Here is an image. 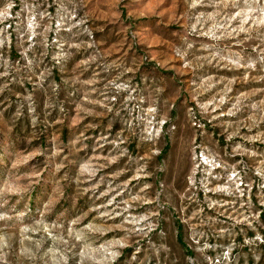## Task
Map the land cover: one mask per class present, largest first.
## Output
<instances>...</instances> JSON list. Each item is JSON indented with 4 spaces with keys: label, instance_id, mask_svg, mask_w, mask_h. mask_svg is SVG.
<instances>
[{
    "label": "clouds",
    "instance_id": "1",
    "mask_svg": "<svg viewBox=\"0 0 264 264\" xmlns=\"http://www.w3.org/2000/svg\"><path fill=\"white\" fill-rule=\"evenodd\" d=\"M20 4V11L14 15L12 9L16 7V0H2L0 6V96L8 92L9 97L15 94L26 102L27 114L35 127L38 117L32 93L26 96L15 93L10 85L23 83L25 78L31 80L43 62L42 57L47 55L48 33L65 30L71 33L73 42L67 51L60 46L59 51L52 55V60L64 66L66 60L80 52L85 59L78 62L79 71H89L91 75L81 79L76 74L74 81L69 82L65 90L68 104L67 107L61 105L60 112L68 116L70 125H80L90 119L92 124L89 127L103 128L106 126L103 121L106 120L112 128L120 125L123 133L119 137L101 141L113 148L102 159L78 155L79 150L87 147L84 144L87 137L83 135L75 143L70 137L69 145L57 144L45 162L49 177L40 183L42 169L38 166L32 165L35 171L27 172L19 168V164L27 163L28 158L21 161L12 154L7 157L8 163L4 162V153L7 151L4 145L8 144V148H11L5 129L25 115L24 103L18 105L10 120H6L3 112H0V165H3V172L0 173V208L10 198H31L37 183L41 187V191L36 194V208L40 215L60 204L66 198L65 180L68 184L73 182V177L60 175L65 167L62 158L64 149L73 155L75 180L78 183L95 182L94 187L107 184V190L102 195L109 197L108 204L103 206L104 210L93 209L97 215L87 223L83 222L86 214L79 213L68 222L67 227L58 224L56 234L51 236L54 242L51 248L44 247L48 234L44 233L42 226L0 227V264H69L70 257L76 259V264H115L123 255L120 249L138 245L141 239H151L153 233L157 237L166 234L170 221L174 220L170 209L176 205L174 193L164 185L169 174L173 173V182L187 178L191 180L193 188L199 183L205 192L218 194L220 200L227 198L225 204L236 208L228 220L248 227L256 224L259 215L251 207V197L253 187H258L259 203L264 205V151L256 148L257 143L264 144V133L243 137L253 145L252 148L239 145L236 148L237 153L249 157L251 162L242 159L232 164L230 161L234 153L209 143L206 136L199 145L193 143L192 137L200 131V125L192 128L190 122L185 120L179 132L183 137V149L178 151L177 127L171 111L174 108L178 113L186 111L188 104L181 103L179 107L174 104L172 97L178 96L183 90L174 85L173 76L164 73L172 70L178 75V70L172 67L175 63L191 74L193 84L188 90L189 99L207 117L214 114L216 119L224 115L235 117L236 120L243 117L240 126H248L250 131L258 123L264 122V0H130L129 3H125V0H20ZM53 5L56 6L54 14L49 11ZM124 10L131 14L130 19L133 21L141 19L151 22L156 19L157 29L173 12L182 11L185 21L183 39L177 36L169 48L163 43L165 29H160V46L144 49L143 61L135 47L131 49V56H107L99 51L94 40L80 39L83 36L91 38L98 16L110 21L114 12H120V24L123 26ZM89 21L93 22L91 26ZM128 27L131 34V25ZM137 27L147 28L148 35H153L151 23ZM13 33L19 38L18 42L13 41ZM135 39L133 36V43ZM16 45L20 60H13L11 56ZM41 48L44 51L37 55ZM153 53H156L154 60ZM221 68L230 70L233 77L228 79L223 91L218 90L222 83L220 76L213 74L214 69L218 73ZM241 69L243 72H240ZM64 71L68 73L69 69L64 66ZM237 75L241 84L251 86L256 82L262 86L251 95L237 96L226 112L217 113L216 110L230 99L232 85L238 82L234 78ZM44 77L42 73L40 81ZM205 94H211V98ZM73 107L76 112L74 119L68 112ZM245 108L248 109L247 115L244 113ZM179 120L180 116L177 115L175 121ZM234 135L228 139L232 140ZM125 137L126 146L120 145L119 141L125 140ZM169 138L172 150L164 155L163 161H151L153 172L148 171L147 161L136 165L140 177L145 180H152L155 172H163L165 181L161 182V187H156L155 182L138 184L136 195L128 190V198L121 195L120 200H116L112 194L120 195L119 189L123 188V185L117 184L118 174L111 177L104 175L97 181V174L106 167L120 166L121 158L130 154L133 143L147 141L142 147H150L151 154L159 157L168 146ZM96 148L99 151V145ZM253 158H256L255 162ZM217 168L222 170V175L214 173ZM196 172L203 176L201 181H197ZM213 179L224 180L225 183L210 187ZM225 204H216L214 207H224ZM130 208L135 210V215L129 214ZM30 211L26 209L15 217L0 211V221L23 217ZM207 223L212 228L218 220L208 218ZM29 232L41 233L40 238L35 239ZM109 232L112 237L105 240ZM255 239L264 243V237L259 234ZM248 243L251 241L245 240V244ZM76 248L79 251H74ZM140 251L141 248L137 246L136 253ZM163 251L165 255L161 257L160 249L156 250V264H205L207 259L190 257L183 252L173 253L167 245H163ZM256 259L259 260V256Z\"/></svg>",
    "mask_w": 264,
    "mask_h": 264
},
{
    "label": "rangeland",
    "instance_id": "2",
    "mask_svg": "<svg viewBox=\"0 0 264 264\" xmlns=\"http://www.w3.org/2000/svg\"><path fill=\"white\" fill-rule=\"evenodd\" d=\"M129 2L130 0H125V3ZM0 6H2V0H0ZM21 7L20 0H16V7L12 9L13 15L19 12ZM170 7L172 6L170 5ZM121 8H123L122 5ZM49 11L54 14L56 6L53 5L49 8ZM130 16L131 14L127 10L123 11V26L120 24V12H114L110 21L106 17L98 16L95 19V31H93L91 38L83 36L80 39L85 41L94 40L99 51L107 56H131V49L135 47L141 53V61H143L144 49L160 46V29H165L163 43L169 48L172 47L177 36L183 39L182 30L185 27V21L182 11H175L169 15L165 23L160 25V29L156 27V19H153L151 22L141 19L133 21L130 19ZM92 23V21H89L90 26ZM148 23H151L152 26L153 35L151 36L148 35L147 28L138 29L137 27ZM129 25H131V34H129ZM165 25H167V28H165ZM133 36L136 38L134 43ZM18 39L16 34L13 33V41L18 42ZM47 40L49 45L47 55L42 57L43 62L36 71V75L31 80L25 78L23 83H13L10 85L15 93H20L24 96L32 93L36 102V115L38 117L35 127L27 114L26 102L21 101L15 94L9 97L8 92L0 96V112H3L6 120L12 118L13 113L22 102L24 103L25 113L18 121L9 124L8 128L5 129L8 133L11 148H8V144L4 145V148L7 149L4 153L6 157L4 162L8 163L7 157L12 154H15L21 161L28 158L27 163L21 162L19 164V168L27 172L35 171L32 165L38 166L42 169L40 183L49 177V170L45 167V162L51 156L57 144L69 145L70 137L72 138V142L75 143L83 135L87 137L84 140V144L87 147L79 150L78 155L80 157L87 155L88 158L96 157L102 159L108 156L113 151V148L108 144L101 143V141L119 137L123 133V128L120 125L112 128L107 125L106 120L103 121V124L106 125L103 128L99 126L89 127L88 125L92 124L90 119L85 120L80 125H70L68 116L60 112L61 105L67 107L68 104L65 90L69 87V82L74 81L76 74H79L81 79H87L91 73L89 71H79L80 65L78 62L85 59L84 54L80 52H77L74 58H70L64 62V66L69 69L68 73H65L64 66L56 64L52 60V55L59 51L60 46H63L66 51L69 50V45L73 42L71 33L65 30H61L59 33L49 32ZM17 49L18 45L14 46L11 52L13 60H20V53ZM43 51L44 49L41 48L37 52V55H40ZM72 51L75 52L76 50L72 49ZM155 56L156 53H153V60ZM168 59H172V57ZM21 63H23L22 60ZM172 67L178 70V75L172 70L166 71L164 74L166 76H173L174 85L178 89L183 90L178 96L174 95L172 100L177 107L181 103L188 104L186 111L178 113L175 108L171 111V116L177 127V150L183 149V137L179 135V132L183 128V122L187 120L190 122L192 128H195L197 124L200 125V131L192 137L193 143L199 145L201 140L206 136L209 143H214L216 147L234 153L230 163L235 164L242 159L245 162H251L249 157L237 153L236 148L238 145L252 148L253 145L244 140L243 137L264 133V122L258 123V126L251 128L250 131L248 126H240L243 122V117L241 120H236L235 117L226 115L220 116L219 119L215 118V114L212 117L205 116L201 110L196 109V105L189 99L188 90L193 84L191 74L175 63ZM240 72H243V69ZM42 73L45 74V77L43 81H40ZM213 74H218L221 78L222 83L218 87L219 91H223L228 79L233 78L231 71L227 68H221L218 73L214 69ZM234 78L238 82L232 85L231 92L229 93L230 99L220 109L216 110L217 113L221 111L226 112L232 103L235 102L237 96L251 95L257 88L262 86L256 82H253L251 86L241 84L239 82V75ZM77 87L79 86L77 85ZM54 88L56 91H53ZM205 95L209 99L211 98V94ZM49 104L52 106L47 107ZM193 109L196 110L194 111ZM68 112L71 118L74 119L76 116L75 108L68 109ZM244 113L247 115L248 109L245 108ZM177 115L180 116L179 121H175ZM247 123L251 124V121ZM165 128H168L167 124ZM233 135L234 138L229 140L228 137ZM126 143V137L125 140L119 141L120 145L126 146ZM147 143V141L133 143L130 154L121 158L119 167L112 165L97 174V181L104 175L111 177L113 174H118L117 184L123 185V188L119 189L120 195L112 194L116 200H120L121 195L128 198V190H131L132 194L136 195L139 191L138 184L143 185L144 183L155 182L156 187L159 188L161 187V182L165 181V174L163 172H155L152 180L141 178L136 165L147 161L148 171L153 172L151 161L153 159L163 161L164 155L172 150L171 138H169L168 146L163 149V154L159 157H154L151 154L150 147H142L143 144ZM97 145H99V151L96 148ZM256 148L264 151V144L257 143ZM62 158L65 167L62 169L60 175L73 177V182L70 184L65 180L66 198L60 204L55 205L52 210L46 212L44 215H40L36 208V194L41 191V187L40 183H37L33 189L31 198H10L3 208H0V211L8 212L10 217H15L16 214L24 212L26 209H31V211L23 217L0 221V227H4L5 225H18L20 228L25 226L28 228L42 226L44 233L48 234L44 247L51 248L54 243L51 236L56 234L58 224L61 227H67L68 222L71 219H75L79 213L86 214L83 222L87 223L97 215V212L93 209L99 208L101 211L104 210L103 206L108 204L109 197L102 195V193L106 192L107 184H100L99 187H94L95 182L78 183L74 178L73 155L67 149H64ZM253 159L255 162L256 158ZM2 172L3 165H0V173ZM214 173L223 174L219 168L215 169ZM173 175L174 173L169 174L164 185L169 191L174 193L176 205L170 209L174 220L170 221L166 234H161V236L157 237L156 233H153L151 239H141L138 245L120 249L123 255L116 260L115 264H139L141 261L143 264H156V250L160 249L161 257L165 255L163 245H167L173 253L183 252L190 257H206L205 264H264V243L255 239L257 234L264 237V205L259 203L258 187L254 186L252 189L251 207L255 213H258L259 220L253 227H248L245 224H235L232 220L227 219L236 211V208L232 205L225 204L227 198L220 200L218 194L210 191L205 192L203 185L199 183L193 188L191 180L187 178L173 182ZM195 175L197 181L203 179L200 172H196ZM223 183H225L224 180L216 181L213 179L212 184L209 186H219ZM50 191L51 189H49ZM67 197H70V199H67ZM170 200L171 198H169ZM216 204H225V206L216 208L214 207ZM236 207L238 208L239 205H236ZM110 208L111 205H109ZM129 214L135 215V210L130 208ZM208 218L216 219L218 223L209 228L207 223ZM257 224L259 226H256ZM29 235H32L35 239H39L41 233L29 232ZM111 237L112 233L109 232L104 239L107 240ZM19 239V233L17 232V243H19ZM245 240H250L251 243L245 244ZM205 245H210V247L205 248ZM137 246L141 248L139 253H136ZM74 251H79V248L74 249ZM88 254L91 255V251ZM134 254L135 259H133ZM256 256H259V260L256 259ZM69 264H76V259L70 257Z\"/></svg>",
    "mask_w": 264,
    "mask_h": 264
}]
</instances>
